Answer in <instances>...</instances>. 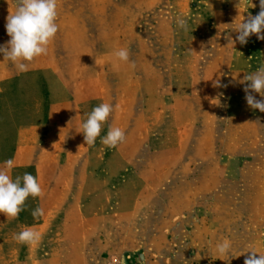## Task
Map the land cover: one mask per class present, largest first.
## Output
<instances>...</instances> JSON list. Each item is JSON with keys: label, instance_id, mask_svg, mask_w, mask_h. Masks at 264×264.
I'll list each match as a JSON object with an SVG mask.
<instances>
[{"label": "rangeland", "instance_id": "374dc122", "mask_svg": "<svg viewBox=\"0 0 264 264\" xmlns=\"http://www.w3.org/2000/svg\"><path fill=\"white\" fill-rule=\"evenodd\" d=\"M251 2L256 7L244 12L243 0H58L51 44L62 43L58 67L78 76L77 117L82 125L109 102L101 137L111 125L126 141L108 148L98 137L89 146L81 125L69 129L76 141L68 149L82 156L64 176L66 190H55L54 174L40 197L28 198L20 222L0 221V264H244L250 253L236 257L242 251L264 253V113L247 106L238 83L264 64V40L226 39L243 16L258 14L259 0ZM121 48L128 61L116 56ZM46 72H29L16 92L3 84L0 150L13 147L19 121L41 115L32 91ZM217 79L228 86L213 87ZM47 129V139L38 131L28 137L48 144L54 126ZM53 195L59 210L49 213L40 202ZM37 207L48 215L42 240L20 244L15 235L25 227L39 232ZM225 239L232 250L220 256L215 247Z\"/></svg>", "mask_w": 264, "mask_h": 264}, {"label": "clouds", "instance_id": "9594fccd", "mask_svg": "<svg viewBox=\"0 0 264 264\" xmlns=\"http://www.w3.org/2000/svg\"><path fill=\"white\" fill-rule=\"evenodd\" d=\"M13 2L14 10L9 12L5 24L10 39L5 44L0 45V53L3 54L4 60L13 62L18 72H26L29 70V63L42 54H47V47L59 30L57 23L58 0H13ZM243 2L246 9L244 12L249 8V3L250 7H256L251 0H243ZM239 3L240 0H238ZM259 9L260 11L256 15L251 13H248L246 17L242 15L243 18L239 23H235L226 39L233 44L238 41L241 45L247 44L252 35H255L258 40H264V0H259ZM176 23L179 28L188 30V23L185 18L178 17ZM231 32L237 34L234 41ZM116 56L120 60L128 61L129 51L126 48H121L116 52ZM132 66L135 67V64L133 63ZM238 83L244 86L243 91L247 106L252 110H259L264 113V64H261L255 72L244 74ZM227 86L221 84L219 79L213 81L215 88H226ZM254 94H258L262 99H257ZM113 111L114 107L111 103L103 102L87 114V119L81 125L82 130L79 131L83 133L87 145H94L97 138L101 137L102 128ZM125 141V131L120 127L111 125L108 127L107 134L101 137V143L108 148H116ZM13 167V159L6 160L4 165L0 167V213L7 218L17 219L19 214L24 211L28 198L40 197L42 189L36 177L29 172L13 179L10 175ZM31 215L37 219L44 215V209L37 207L32 210ZM15 239L20 244L31 246L39 245L42 236L32 228L25 227L15 235ZM231 250L232 244L227 239L219 242L215 247L216 253L220 256L230 255ZM245 253L250 254L245 256L244 264H264V253L255 249L250 248L247 251H242L236 257Z\"/></svg>", "mask_w": 264, "mask_h": 264}, {"label": "crops", "instance_id": "0c3cea01", "mask_svg": "<svg viewBox=\"0 0 264 264\" xmlns=\"http://www.w3.org/2000/svg\"><path fill=\"white\" fill-rule=\"evenodd\" d=\"M12 10L14 9L8 6L0 7V32H3V34H0V45L5 44L10 39L7 35L5 24L6 17ZM82 43L81 41V44ZM61 44L59 48L57 47L56 50H54L52 48L53 45L50 43L47 47V54H42L35 58L34 61H32L35 64L29 65V70L26 72H18L13 62L4 60L3 54L0 53V95L8 93L6 89H3V84L6 81L12 82L14 91L11 92H16L15 89L22 88V83L25 81L27 74L34 69L44 68L48 70L46 73H49L45 78H41L42 83L40 79L36 90L32 91V93L35 92V94H40L41 100L34 108L41 110V115H36L31 121H19L13 147L7 155L3 156L4 159L0 158V167L4 165L6 160L13 159L14 167L10 171L11 177L13 178L15 172L31 169L39 174L38 181L39 184H41V188L43 187L42 183H44L48 177L51 179V176L57 174L59 177L58 179H61V183L58 184L59 187L55 189L58 191L66 190L65 183L63 182L64 176L70 173L68 169L70 166L72 167L74 165V161L82 156H77L70 148L68 149L67 146L69 142L75 140L69 139V129L76 130V128L81 125V119L77 117L78 114L76 112L77 106L79 105L77 87L80 86V84L77 83V75H68L58 67L57 61L64 55ZM80 52H82V50L74 53V55L81 57L82 54ZM10 87L11 86H9V89ZM20 94L23 96V93ZM56 96H58V98H56ZM51 125L54 126V131L49 137L50 141L48 144H45V139L37 140L28 137V135L32 133L42 132L40 134L42 136L46 135L45 138L47 139L46 131ZM81 133L82 132H79V135H81ZM63 157L65 158L64 161H62ZM59 198L60 197L53 195V198L51 197L49 200L41 201L40 205L44 206L46 204L49 213L56 212L59 210L57 207ZM47 216L41 217L38 223L39 225H36L35 228L39 229L38 233L44 231L42 226ZM0 221L20 222L19 217L17 219L11 217L7 218L2 213H0ZM17 263L18 262H16V264ZM25 263L30 264L31 261L28 260Z\"/></svg>", "mask_w": 264, "mask_h": 264}, {"label": "trees", "instance_id": "16d2710c", "mask_svg": "<svg viewBox=\"0 0 264 264\" xmlns=\"http://www.w3.org/2000/svg\"><path fill=\"white\" fill-rule=\"evenodd\" d=\"M10 91H14L13 90V84H12V82H11V84H10ZM1 96V95H0ZM11 149H12V147L9 145V143H5V144H3V148L0 150V152H2L3 153V156H5V155H7L10 151H11ZM27 172L28 171H33V170H31V169H25ZM25 170H21V171H25Z\"/></svg>", "mask_w": 264, "mask_h": 264}]
</instances>
